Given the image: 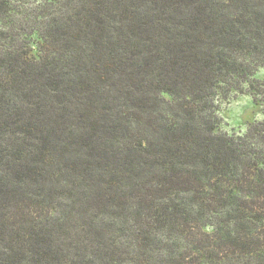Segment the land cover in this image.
Masks as SVG:
<instances>
[{
    "label": "trees",
    "instance_id": "1",
    "mask_svg": "<svg viewBox=\"0 0 264 264\" xmlns=\"http://www.w3.org/2000/svg\"><path fill=\"white\" fill-rule=\"evenodd\" d=\"M264 0H0V264H264Z\"/></svg>",
    "mask_w": 264,
    "mask_h": 264
},
{
    "label": "rangeland",
    "instance_id": "2",
    "mask_svg": "<svg viewBox=\"0 0 264 264\" xmlns=\"http://www.w3.org/2000/svg\"><path fill=\"white\" fill-rule=\"evenodd\" d=\"M257 78L264 79V69ZM252 90L245 86L244 91H233L218 102L219 127L230 135H243L249 125L264 119V106L254 102Z\"/></svg>",
    "mask_w": 264,
    "mask_h": 264
}]
</instances>
